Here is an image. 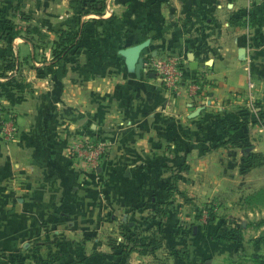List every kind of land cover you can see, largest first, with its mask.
<instances>
[{
  "label": "crops",
  "instance_id": "1",
  "mask_svg": "<svg viewBox=\"0 0 264 264\" xmlns=\"http://www.w3.org/2000/svg\"><path fill=\"white\" fill-rule=\"evenodd\" d=\"M58 17L55 31L79 21L69 10ZM80 21L75 49L24 71L31 85L0 84V106L17 131L11 142L0 136V264H155L141 248L116 255L105 237L120 238L123 228L154 233L151 206L169 202V169L183 195L225 213L184 229L171 225L183 213L166 212L161 232L172 241L159 262L263 255V217L243 203L264 189V162L245 168L242 148L219 143L242 122L233 141L264 152L260 108L251 107L264 108V0H106L101 15ZM147 38L144 58H179L185 79L201 75L203 92L189 98L183 85L174 95L148 70L128 68L119 50ZM16 40L20 55L33 53ZM90 135L110 147L97 174L83 176L69 147Z\"/></svg>",
  "mask_w": 264,
  "mask_h": 264
},
{
  "label": "rangeland",
  "instance_id": "2",
  "mask_svg": "<svg viewBox=\"0 0 264 264\" xmlns=\"http://www.w3.org/2000/svg\"><path fill=\"white\" fill-rule=\"evenodd\" d=\"M75 1L76 6L73 5ZM93 1L95 0H19L18 2L14 0H0V73H4L2 75L0 74V84L31 85L32 83L30 79H28L27 73L24 71L28 72L34 70L36 72L41 66L36 67L34 63H45L51 59V50L54 47V41L56 39L54 29H57L56 26H52L51 19L54 16L58 17L59 15H63L68 10L70 11V15L77 18V16H81V14L88 9L89 3ZM83 6L86 9L83 8ZM60 19L61 18L58 17L59 21H61ZM17 38L31 44L33 53H27L23 56L20 55L17 45H19L21 41L16 40ZM14 40L17 42H14ZM8 60L13 64V67L4 71L3 67L9 65ZM252 103V109L260 108V111H257L256 113H258V117L264 125V108H262L258 101H253ZM11 123H13L12 120ZM2 140L5 143L3 138ZM168 176L169 183L167 193L169 194V205L164 212L165 214L166 212H171L174 215L179 212L185 215V218H179L180 220L178 221H175L176 218L174 217L171 218L173 221L171 225H177L179 228L187 229L189 223H191L192 220L195 221L194 219L207 222V220L202 217V213L208 206H211L215 213L213 221L219 219V216L217 215L218 213L220 215L225 213L224 208H219L217 203L203 202L196 204L192 202L191 198L183 195L179 190V187L177 186L178 174H175L174 170L169 169ZM243 206L249 207L252 212L254 208V210L258 212V216L264 217L262 216L264 215V193L261 194L260 201H245ZM151 207L150 227L151 229H154L153 234L136 235L128 233L129 230L127 231V228H123V230H121L122 232H120V238L118 237L119 240H117L118 235H107L105 240L109 243V246L110 243L121 245L129 243L130 236L134 238L141 236V240L137 239L142 245L139 246V248L145 253L144 255L151 261L157 260L155 264H164L165 262H163V260L162 262L159 261L165 257L163 253H165L166 248L169 247V243H171L172 240L169 239L168 241L165 236L163 237L164 234H162V232L157 233L156 226L159 222L162 221L163 223V221H165V214L164 216H161L163 206L153 205L152 203ZM245 219L246 221L251 220L247 216H245ZM121 233H125V236H121ZM180 233L182 232L180 231ZM184 233L186 236L190 235L187 230ZM78 239L79 238H72V241L76 242ZM155 239L157 241L153 242ZM58 240L59 238L57 237L55 241L58 242ZM150 241H152L151 244H149ZM115 250L119 252L121 247H118ZM59 252L61 251L57 249V253ZM247 253V258L240 259V262L237 260L236 264H264V254L254 258V255L251 252ZM170 259L171 258L169 257L168 260ZM223 264L227 263L225 262Z\"/></svg>",
  "mask_w": 264,
  "mask_h": 264
},
{
  "label": "built area",
  "instance_id": "3",
  "mask_svg": "<svg viewBox=\"0 0 264 264\" xmlns=\"http://www.w3.org/2000/svg\"><path fill=\"white\" fill-rule=\"evenodd\" d=\"M146 70L153 72L161 85L174 95H178L184 85L186 94L193 98L203 92L201 75L184 78L182 62L175 56L147 58ZM16 128L11 123L8 113L0 106V136L5 142H11L16 137ZM109 142L106 138L85 136L73 141L69 147V155L83 176L96 175L101 162L109 151ZM202 217L207 220L208 210L205 209Z\"/></svg>",
  "mask_w": 264,
  "mask_h": 264
},
{
  "label": "trees",
  "instance_id": "4",
  "mask_svg": "<svg viewBox=\"0 0 264 264\" xmlns=\"http://www.w3.org/2000/svg\"><path fill=\"white\" fill-rule=\"evenodd\" d=\"M14 1H19V0H14ZM97 2V3H96ZM105 2L106 0H95L93 2H90L88 5V9L85 10L81 15H86V14H95V15H101L103 9L105 8ZM96 5V6H94ZM83 8H85L83 6ZM86 9V8H85ZM76 11V10H75ZM80 16H77V18L79 19ZM54 33H56V39L54 41V47L51 50V62H56L59 61L61 59H63L71 50L75 49L77 47V44L82 36V34L84 33V22H81L80 20L78 21V24L76 26L73 27H66V28H61L56 30ZM15 38V37H14ZM8 64L5 67H3L4 71L7 70L10 67H13V64L8 60ZM3 71V72H4ZM1 75L4 73H0ZM243 123H236L235 125H229L225 128V132L227 135V139L225 141H223L222 143H219V146H225V145H230V146H239L240 148H242L244 150V159H245V168L248 167H252L257 165L260 162H264V153L261 152H251L250 150L246 149H250L251 146L248 143H245V141L241 140L240 138H238L236 141H233L231 133L235 132V130H237V128H240V126ZM264 193V189L259 190L257 193L249 196L246 201L249 200H253L254 202L260 201L261 199V194ZM169 205L168 203H165L163 206V211L161 213V216H164L165 214V209L166 207ZM206 209L208 210V218H207V222H211L214 219V212L211 206L206 207ZM229 224L231 225L230 231L233 232L234 234H236L237 236L239 235V230L240 228L234 224L229 222ZM257 226L259 225H264V217L261 218L259 221H257L256 223ZM162 226L163 223L162 221L158 223V225L156 226L157 231L160 233L162 231ZM121 236H125V233H121ZM130 240V241H129ZM129 243L127 244H121V245H114V243H110L111 249L115 250L118 247H121V250L119 251V253H117L118 255L121 254H128L132 251H135L139 248V246H142L140 241L137 238H134L132 236L129 237ZM157 240L155 239L154 242H156Z\"/></svg>",
  "mask_w": 264,
  "mask_h": 264
},
{
  "label": "water",
  "instance_id": "5",
  "mask_svg": "<svg viewBox=\"0 0 264 264\" xmlns=\"http://www.w3.org/2000/svg\"><path fill=\"white\" fill-rule=\"evenodd\" d=\"M152 36L153 33H150ZM150 44V39L147 38L142 42L125 47L119 50V54L124 58V62L128 68H133L137 76L141 70L145 71L147 59L143 57V50ZM150 76H155L153 72H149Z\"/></svg>",
  "mask_w": 264,
  "mask_h": 264
}]
</instances>
